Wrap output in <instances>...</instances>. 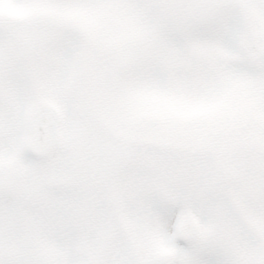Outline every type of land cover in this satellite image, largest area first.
<instances>
[{
  "label": "clouds",
  "instance_id": "clouds-1",
  "mask_svg": "<svg viewBox=\"0 0 264 264\" xmlns=\"http://www.w3.org/2000/svg\"><path fill=\"white\" fill-rule=\"evenodd\" d=\"M161 24L0 0V264H264V0ZM162 21V13H145Z\"/></svg>",
  "mask_w": 264,
  "mask_h": 264
},
{
  "label": "snow or ice",
  "instance_id": "snow-or-ice-1",
  "mask_svg": "<svg viewBox=\"0 0 264 264\" xmlns=\"http://www.w3.org/2000/svg\"><path fill=\"white\" fill-rule=\"evenodd\" d=\"M30 5H47L67 10L71 15L76 10L90 9L101 4L119 8L128 18L125 48L133 68L139 75L143 87L151 86L152 50L156 32L161 24L178 35L213 33L220 27L222 17L237 6L244 7L239 0H19ZM158 9L164 19L148 21L145 13ZM6 21L0 20V29Z\"/></svg>",
  "mask_w": 264,
  "mask_h": 264
}]
</instances>
